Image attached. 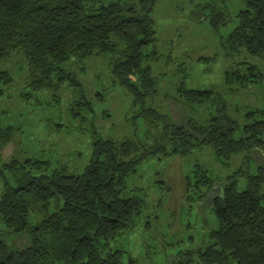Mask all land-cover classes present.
<instances>
[{"label":"trees","instance_id":"obj_1","mask_svg":"<svg viewBox=\"0 0 264 264\" xmlns=\"http://www.w3.org/2000/svg\"><path fill=\"white\" fill-rule=\"evenodd\" d=\"M158 1L0 0V62L21 50L35 71L32 88L57 90L68 83L78 92L79 109L93 113V99L68 64L109 55L112 83L132 99L131 118L145 123L143 135L135 131L122 138L91 129L89 160L78 172L19 153L17 130L3 129L0 264H126L128 249L115 242L135 226L148 205L144 190L130 188L128 182L140 164L158 155L186 156L205 146L218 159L263 147L264 122L254 119L259 110L245 114L241 125L216 85H188L184 65L177 68L182 75L177 95L192 110L207 106L206 117L191 115L177 123L156 104L161 86L154 62L160 52L152 11ZM242 1L245 6L235 13L233 29L220 37L224 57L232 61L224 71L230 89L248 87L253 78H261L244 54L264 56V0ZM216 4L203 3L198 16H210L211 26L219 30L230 15L226 6ZM214 58L201 55L197 60ZM13 80L10 70L0 68V85ZM95 96L103 97L100 91ZM12 142L14 152L6 157L3 149ZM197 166L192 176H185L187 188L195 189L199 199H209L217 224L200 246L166 253L160 256L162 264H264V167L258 165L254 172L239 167L217 183L207 167ZM13 234H26L28 242L14 244Z\"/></svg>","mask_w":264,"mask_h":264},{"label":"rangeland","instance_id":"obj_2","mask_svg":"<svg viewBox=\"0 0 264 264\" xmlns=\"http://www.w3.org/2000/svg\"><path fill=\"white\" fill-rule=\"evenodd\" d=\"M209 2L216 4L214 0H159L155 5L152 17L156 29L155 46L160 57L154 62V72L160 76L161 86L160 94L155 97L156 104L177 123L191 115L200 119L206 117L207 110L203 108L207 106L192 110L177 95V85L182 76L177 68L184 65L189 75L188 85H216L229 103L231 115L241 125L246 122L245 114L256 109L259 114H254V119L264 122V56L244 54V58L261 71L260 79L253 78L248 87L237 86L235 89L224 83V71L232 61L224 57L220 37L233 29L235 13L245 6V2H217L216 5L226 6L230 15L228 22L219 30L211 26L210 16L205 19L198 16L201 5ZM208 13L206 9L205 14ZM214 54L215 58L209 62L197 60L201 55ZM109 59V55H96L84 63L73 59L68 64L82 80L87 96L93 99L92 113L79 109L80 105L76 103L78 92L68 83H63L57 90L32 88L30 83L35 71L21 50L13 52L8 59L0 62V68L10 70L14 77L12 84L0 85L3 89V94H0V132L7 127L15 128L19 135V153L49 160L53 167L63 164L77 172L89 160L91 129L96 128L104 136L118 138L133 135L135 131L143 135L145 123L139 117L131 118L134 112L132 99L124 88L112 83L108 74ZM98 91L102 93V98L93 97ZM104 111L109 115H105ZM76 112L85 116L81 118ZM261 140V149L241 151L229 159H218L211 147L205 146L186 156L158 155L140 164L128 182L130 188L144 190L148 205L135 226L115 242L131 254L127 255L126 264H162L161 257L166 253L187 246H200L209 229L217 223L210 210L209 199H199L195 189L187 188L185 176H192L197 164L207 167L217 183L224 181L239 167L243 171L254 172L258 165L264 167V131ZM4 144L0 139V145ZM13 149L12 142L3 149L5 156L13 153ZM243 180L241 177L240 181L244 184ZM2 184L0 177V191ZM203 190L205 192L207 188ZM10 239L18 246L28 242L26 234H13ZM153 251L158 252L153 254Z\"/></svg>","mask_w":264,"mask_h":264}]
</instances>
